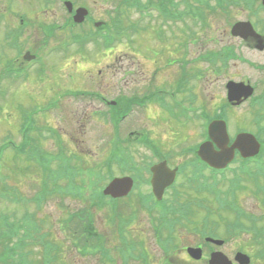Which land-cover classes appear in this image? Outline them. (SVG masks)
Listing matches in <instances>:
<instances>
[{
  "label": "rangeland",
  "instance_id": "obj_1",
  "mask_svg": "<svg viewBox=\"0 0 264 264\" xmlns=\"http://www.w3.org/2000/svg\"><path fill=\"white\" fill-rule=\"evenodd\" d=\"M78 3H83L89 6V8L94 11V16L97 19L101 20H111V16L115 15V12L117 10V1L118 0H74ZM79 5V4H78ZM52 10L57 9L56 5H53ZM51 10V11H52ZM129 15V14H128ZM131 19H136V13H130ZM246 13L243 11H237L236 8L232 7L229 8V18L231 22L237 21V20H246ZM126 18V17H125ZM141 20L140 26L143 27L147 24L155 26L157 24V21L154 18H142L139 17ZM123 20V18H122ZM213 20V23L216 25L220 24L222 27H220V32L214 33V36L223 37L224 33H221V29L224 28V26H227V17L224 16V14L218 12V13H211V21ZM51 21H61V17L58 12L54 13V18L51 19ZM186 26H191V23L187 22L185 26L181 27V24H178L175 28L172 29V31H182V29H185ZM168 32V29H164ZM153 33L150 30H147L143 32L139 40L140 42L143 41L146 37L152 36ZM167 39H170V36L165 34ZM64 35H59V38L65 39ZM165 38V37H164ZM124 39V38H123ZM199 53L202 52L203 49L209 48L207 43V36L204 34L202 35L199 32ZM237 41V39H235ZM123 42V41H122ZM214 45H221L220 43H215ZM213 45V46H214ZM171 46V45H170ZM159 43L156 40H153V42L150 43L149 49L157 48L159 49ZM165 49H171V48H165ZM180 49V48H179ZM179 49H176L175 47L171 49L172 51L176 52ZM82 49H78V46L75 44H72L70 47V51L67 54H60L57 53L54 55V60L56 64L60 63L62 65V70H60L62 76H68V73L70 72L71 78H74V80L70 81V85L68 83V86L72 90H79L80 89H86V88H92L94 90H100V88L105 89V92L108 93L109 96H112V94L116 93L117 88L124 87V88H130L133 81L138 79L140 77L141 72L148 66L152 69V65L155 66L154 63H152L153 57L150 53V50L143 51V46H138L137 50L135 48L130 49L128 48L124 43L121 44H113V46L109 49H103V48H97L94 44H89L86 46L84 51ZM80 52V53H78ZM161 50H159V53ZM170 53L166 51L164 54H162L160 58H163L165 56H168ZM181 55V52L178 54ZM252 59L255 57L248 55ZM124 58V59H121ZM264 58H261L263 60ZM114 60V61H113ZM111 63L109 66H105L106 64ZM200 68L204 67V65L200 64ZM236 69H239L241 72L244 71L246 73L248 70L244 69L243 67H236ZM124 70L127 72V76L124 75ZM77 71L78 74H83L84 77H79V75L75 72ZM172 70H169V74H171ZM231 71H234V69H231ZM210 74V73H209ZM232 76L237 77L236 74H231ZM78 77V79H77ZM82 80L85 81V83L81 86L80 83ZM220 83L219 80H214L212 77H209V80L206 82L201 81L200 83V90L199 94L202 96V101L207 103V105L210 107L214 106L215 99L219 100L222 98V93L220 89ZM139 86V84H138ZM78 87V88H76ZM134 87V86H132ZM144 89V88H143ZM214 99L213 102L209 101L211 99ZM222 101V99L220 100ZM79 97L73 98L70 97V110L71 112L75 111L76 107L79 106ZM25 107H30V105H25ZM98 107V104L93 99H87L82 102V104L79 106V110L83 114V123L81 122L78 124V126L73 127V122L69 121L67 124H63L59 120L56 119V115L53 113H49L47 120L48 125L56 126L59 131L64 130H70L74 129V136H78V133H82L83 137L85 138L84 145H78L74 144L77 143L76 139L72 140L71 145L72 147H75L76 151L81 149H86L89 147V145H92L91 149H86V152H90L92 156H94L95 161L92 162V165H95L97 170H101V173L107 177V173L103 171L104 169L100 166V164L106 159L107 152L106 149V138L108 137V134L110 132L109 128L105 126V123L101 120V118L92 119L90 117V112ZM8 112L10 113V120L7 121V116L4 117V114L2 113L0 116V121H6L5 126L0 123V140L4 136L11 137L14 142L17 144L20 138L19 131L15 128L17 125L21 128V121L23 119L22 111L20 109H16L14 106L8 107ZM39 108L34 107L33 111H39ZM78 110V112H79ZM150 111V112H149ZM243 114H245L244 110ZM240 111H234L231 115V119L233 118L237 119V116L239 115ZM248 113V111H247ZM139 116L142 118L140 121V124L137 122V120L134 123V127L137 130H140L143 125H147L149 129L152 131L153 136H161L162 138H165L163 127H165V123H163V126H156L153 124V122H149L147 124L146 120H148L149 117L156 116V112L152 108H148V111H140L138 112ZM148 116V118H145ZM93 117V116H92ZM100 117V116H99ZM161 119V117H159ZM240 123V122H239ZM168 125L170 123H167ZM6 126L10 127L6 131ZM12 128V129H11ZM124 128V125H122V134L125 135L127 131L129 130ZM183 130H174L175 139L169 140V144L163 143L161 140V146L162 151L165 150L171 151V152H178L181 147H184L186 145H189L193 143L195 140H198L200 138V135H194L193 133L195 131L191 130L188 127H182ZM168 133L169 131L166 130ZM198 131V130H197ZM44 134H48L47 131L44 132ZM65 137V136H64ZM62 136V139L64 141L65 145H62V147H66L68 151V145L66 144V141ZM66 138V137H65ZM168 138V137H167ZM184 139V140H183ZM193 139V140H191ZM179 140H183L181 142H178ZM5 141V140H3ZM54 140L51 138H46L43 141V145L49 149L52 150V147L54 150L53 152H57L58 147L54 145ZM62 142V141H61ZM57 144V143H56ZM167 146V147H166ZM79 148V149H78ZM138 152L134 155L136 162L140 166H145L148 163L155 162L154 158L149 154V152L144 148L138 145L137 147ZM96 150V152L94 151ZM82 151V150H81ZM6 152V151H5ZM43 151L35 150L33 152V155L40 161H44L45 158L43 156ZM5 159L1 161L0 167V215L7 216L9 218V221L13 224H18L19 221L21 224H24V227L22 226L23 230L25 232L28 231L29 226L25 225V220L29 219V216H26V213H33L34 214V220L36 222V219L38 220V223H40V227L45 233L49 234V239L53 240V243L56 247V251L53 253L54 261L50 264H104L101 262L100 255L97 253L94 256L90 255L91 248L93 245V242L90 241L88 244V241L80 240L82 243H84L86 246V253L85 255H73L74 251V244H73V237H86L87 239H90V236H85L82 233V227L80 224L77 223V221H73L70 223L68 227V230L70 233H72L74 236L72 238L70 237L69 243L67 241H63L62 236L57 235L58 233L55 231L57 227V222L64 219L69 211L76 210L78 207L76 204L81 203L79 201H73L71 198H67L65 196H59L60 194H54V196H51L48 198L45 203L42 205V207L37 210L33 203L31 204L29 199L37 190L40 188L38 187L40 184L41 186L50 193L52 189L58 183L65 180L67 176L61 175V174H68L69 167H64V163L62 162L61 166H57L54 171H52L49 174L44 175L42 178L39 177L38 170L35 166H33V171H26L24 172L22 168V158H15L13 157V154L11 151H7ZM147 156V157H143ZM64 158V157H63ZM6 161V162H5ZM192 162L194 163L195 167L197 168H203V166L199 163V161L195 158L192 159ZM91 163V161L88 162V164ZM56 163H52V166L54 167ZM20 168V171H18ZM17 168V169H16ZM2 169V170H1ZM209 170L208 168H206ZM122 170V168L119 165H113V173L115 175H119V172ZM61 174H58V173ZM78 175L76 174L73 179H77ZM86 183L89 181L88 179H85ZM2 185H4L2 187ZM136 192L132 195L131 200H125L120 201V205H118L117 210V218H112L109 215V211H98L95 215V225L96 228L100 230V234L102 236H107L110 241H106L107 244L110 246L115 243V236H117L120 233V230L118 228V217L120 219H125L127 216H129V213L132 212V210L135 208L136 210L139 209V204L136 206V196L138 194L147 193L149 191L148 186L144 181H142V178H139V184L136 188ZM3 191L5 195L1 192ZM135 201V202H134ZM136 218L128 223V232L129 231H139L144 232L145 235L148 236H125L130 240L131 244L136 243L137 249L140 248V246L137 243L143 244L148 249V252L151 257V263L152 264H159L160 259L162 258V253L157 249V245L155 243L154 237L151 235V228L148 224V217L146 213L136 211ZM104 215L107 216L104 218ZM104 219V220H103ZM75 227H78V229H74ZM26 228V229H25ZM56 232V236H54ZM219 232L221 233L222 230L220 229ZM0 234H1V228H0ZM188 231L184 230L183 227L179 228V232L177 236H181L183 238V242L180 243H188L183 235H187L188 239H191V236H189ZM3 238V244H8L13 246V241L18 236H0V240L2 241ZM193 240H196L197 237L193 236ZM243 236H237L236 242L235 239H231L229 243L226 245V249L229 253H232V251L236 248H239L240 246H243L245 242H248V240ZM244 240L242 243L240 241ZM119 243V236H118V242L114 244L113 248H118ZM230 244V246H229ZM70 249L69 252L64 251L63 249L66 248ZM248 250L250 249L252 253H255L254 247L249 246L247 247ZM118 253V252H117ZM24 254L27 258V264H41L40 258H41V251L40 246L38 243L34 241H29L28 246L24 249ZM5 253L2 251L0 247V257H3ZM1 264V263H0ZM114 264H122L120 256L116 255ZM253 264H260L258 261L257 263L253 262Z\"/></svg>",
  "mask_w": 264,
  "mask_h": 264
},
{
  "label": "flooded vegetation",
  "instance_id": "obj_2",
  "mask_svg": "<svg viewBox=\"0 0 264 264\" xmlns=\"http://www.w3.org/2000/svg\"><path fill=\"white\" fill-rule=\"evenodd\" d=\"M8 7V0H0V73H2L0 74V77L2 76L1 93L4 95V93L9 91L11 88H13V91H16L17 87L23 82V86H25V88H27L28 85H31L34 92L37 94H42V89H34L32 85L34 84L35 80L50 78L51 67L47 58L49 54L48 49L41 48L37 40L39 38L47 40L51 38L53 29V21H51V19L54 18V13L52 11L44 12L41 20L37 19L34 14L29 13L25 19L20 18L18 25H16V23H13V21H4ZM15 11H18V5H15ZM59 15L62 20L63 14L59 13ZM21 35H23V41H19ZM21 44H24L26 47H31L26 49H28L29 53L35 54V59L28 60L23 57V52H19L23 48ZM262 165H264V161ZM251 166L253 167L254 165L252 164ZM258 180L259 178H248L247 176H244V182L251 183L250 187H253L255 185L254 181ZM236 202L239 204L240 209H242L244 213H255L254 205L251 202L247 200ZM260 203L261 205L258 207V214L264 213V206H262L264 200ZM210 208L211 211L209 218L211 219L218 217L222 211L218 210L217 204L213 199H210ZM236 218L241 223L250 224L251 227H249V229L251 231L257 230L255 227H252V221L247 220L243 218L242 215L237 214L236 210L228 209L222 213L223 220L232 221ZM259 229L264 230V225H261L258 230ZM197 246H201L203 248L202 244H198ZM205 248V251H209V254L215 250H221L220 247H217L211 243L205 246ZM226 253L229 254L227 251ZM204 260L205 257H203L200 262L203 263ZM170 262L171 260H166V264H171Z\"/></svg>",
  "mask_w": 264,
  "mask_h": 264
},
{
  "label": "water",
  "instance_id": "obj_3",
  "mask_svg": "<svg viewBox=\"0 0 264 264\" xmlns=\"http://www.w3.org/2000/svg\"><path fill=\"white\" fill-rule=\"evenodd\" d=\"M235 32H238V30L235 29ZM214 128H215V130H217V129H218V126H215ZM207 145H208V144L205 143V144L201 147V149H200V151H199L201 155H202V154H205V153H207V152H210V149L207 150ZM229 152H231V149H230Z\"/></svg>",
  "mask_w": 264,
  "mask_h": 264
}]
</instances>
